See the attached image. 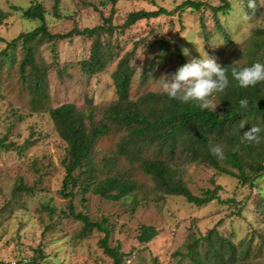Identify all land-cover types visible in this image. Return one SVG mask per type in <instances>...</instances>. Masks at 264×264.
Here are the masks:
<instances>
[{"label": "rangeland", "instance_id": "obj_1", "mask_svg": "<svg viewBox=\"0 0 264 264\" xmlns=\"http://www.w3.org/2000/svg\"><path fill=\"white\" fill-rule=\"evenodd\" d=\"M186 0H0L6 19L0 25V52L20 34L38 26L25 19L15 8L27 9L36 4L45 10L46 25L51 34L65 35L77 28L92 29L113 17L118 29L100 39L112 47L115 56L108 68L97 75L82 71L90 57L91 39L72 37L54 46H37L36 61L49 68L50 100L42 110L35 111L26 84L20 78L19 66L24 50L19 43L13 59L0 64V141L21 147L29 139L34 142L20 153L10 145L0 150V263L2 264H113L101 247L102 233L83 231V224L68 216L70 199L62 193L65 172L62 160L67 145L59 137L48 110L74 104L81 110L93 109L95 120L101 121L105 111L118 96L112 73L121 58L130 54L135 70L130 98L137 101L148 93H163L161 78L175 71L200 54L214 58L223 66L264 64V53L253 60L256 32L264 30V0H228L233 11L218 16L228 32L224 37L217 28L213 13L187 10L179 15L143 20L122 28L127 16L136 11H173ZM219 6L221 0H194ZM188 49L189 55L182 53ZM159 80V81H158ZM220 109L218 95L210 97ZM124 131H115L101 138L91 157L101 167L103 158L115 157ZM152 150L143 156L154 158ZM163 160H168L164 155ZM118 172H128L137 190L118 202L108 201L92 192L81 201L79 190L72 200L76 211L87 214L92 221L108 220L110 246L118 244L126 255L122 264H198L205 261L206 242L197 240L215 232L234 244L240 258L235 264H264V175L243 184L236 178L219 174L212 167L191 162L178 155L169 163L178 172L189 191L201 196L221 186L220 199L197 207L183 197L167 195L157 189L151 176L118 159ZM254 175L249 173L251 179ZM136 204V209L132 205ZM143 226L154 227L158 235L149 243L140 244ZM213 259V256H209ZM216 262L221 263L215 258ZM213 262V261H212ZM230 262V261H229ZM229 264V263H228ZM231 264V262H230Z\"/></svg>", "mask_w": 264, "mask_h": 264}, {"label": "trees", "instance_id": "obj_2", "mask_svg": "<svg viewBox=\"0 0 264 264\" xmlns=\"http://www.w3.org/2000/svg\"><path fill=\"white\" fill-rule=\"evenodd\" d=\"M107 1L113 5L118 2V0ZM54 2L57 9L60 0ZM15 9L20 11L25 19L36 21L38 26L8 42L6 48L0 52V64L7 59L12 60L14 49L21 43L24 57L19 66L20 78L28 88L35 111L44 109L50 100L49 68L36 61L37 46L42 44L54 46L58 41L72 37L83 36L91 39L90 57L82 64V71L87 75L103 73L115 56L112 47L100 39L102 34L112 35L118 29L112 24V15L104 18L101 26L83 30L75 28L68 34L60 35L49 32L42 5L36 4L24 10ZM187 10L212 12L218 31L228 38V32L220 25L218 18L220 14L225 17L233 11L228 0H221L219 6L186 0L173 11L158 8L155 11L132 12L127 16L122 28L131 27L143 20L173 16L176 13L180 15ZM5 19L6 14L0 8V25ZM256 35L253 45L255 48L249 51L251 60L257 54L264 53V30H258ZM1 42H4V39L0 37ZM130 57V54H126L121 58L112 73L118 100L105 111L101 121L95 120L93 109L81 110L74 104H65L48 110L55 130L67 145L62 160L65 177L61 193L65 198L70 199L68 216L82 223L85 233L91 234L96 230L104 235L100 244L104 253L113 260V264H122L126 255L120 244L115 247L110 246L112 232L107 226L108 220L92 221L87 214L76 211L72 200L79 193L81 201L85 202V196L90 192L112 202L133 195L137 190L136 184L128 172H118L119 158L126 159L131 165L139 164L140 170L153 178L158 190L167 195L183 197L186 202L197 207H203L215 200L223 203L219 196L221 186L208 190L201 196L192 194L178 177V172L173 169L169 159L180 155L191 162L204 163L219 174L236 178L243 184L264 175V82L253 87L240 88L231 78V67L223 66L226 68L230 82L223 92L213 93L218 95L220 104V109L214 112L200 110L191 103L182 104L177 100L169 99L164 92H151L133 101L130 98V88L135 70L130 65ZM257 62L255 60V63ZM251 65L253 63L248 66ZM245 98L249 101L246 110L239 107V100ZM251 127L260 128L259 140L242 142L241 135ZM115 131L127 133L120 141L115 157L103 158L101 167L95 165L91 157L95 145L101 138L108 137ZM33 144V141L27 139L21 147L10 145L20 153ZM10 145L0 141V150H9ZM216 145L221 146L223 159H218L212 153L211 148ZM146 150H152L156 154L154 158L143 156ZM164 155L168 160L162 159ZM249 173L254 175L251 179ZM77 189L78 193L75 192ZM132 208L136 209V204H133ZM157 235L158 232L154 227L143 226L137 239L140 244H146ZM202 241L206 242V250L205 261L201 264H230V262L235 264L240 258L234 244L219 237L215 232H209L197 240V245ZM210 255L213 259L209 258ZM215 258L221 263L216 262ZM196 262L198 264L200 259Z\"/></svg>", "mask_w": 264, "mask_h": 264}, {"label": "clouds", "instance_id": "obj_3", "mask_svg": "<svg viewBox=\"0 0 264 264\" xmlns=\"http://www.w3.org/2000/svg\"><path fill=\"white\" fill-rule=\"evenodd\" d=\"M253 6L249 0V7ZM183 55L188 56V49L182 50ZM192 58L189 62L180 66L174 74L165 76L162 88L169 99L177 100L182 104H194L200 110L215 111L216 105L210 98L213 93L223 92L229 86V77L226 68L208 56ZM231 78L236 81L240 88H249L264 82V64L254 63L251 66L239 68L231 67ZM159 81V80H158ZM248 99L239 100V107L247 109ZM244 126L242 125V128ZM260 128L251 129L241 135V141L257 142L259 140ZM211 151L218 159H223V151L220 145L211 148Z\"/></svg>", "mask_w": 264, "mask_h": 264}]
</instances>
